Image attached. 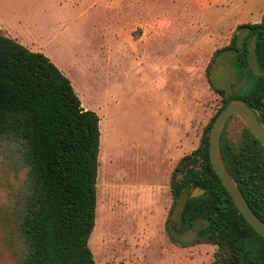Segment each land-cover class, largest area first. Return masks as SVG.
<instances>
[{"label": "rangeland", "instance_id": "obj_1", "mask_svg": "<svg viewBox=\"0 0 264 264\" xmlns=\"http://www.w3.org/2000/svg\"><path fill=\"white\" fill-rule=\"evenodd\" d=\"M263 15L264 0H0V27L46 54L70 78L83 107L101 118L97 216L89 242L97 264L214 263L216 246L184 247L171 239L192 242L199 230L168 221L170 176L223 106L224 96L206 73L215 51L230 45L240 25L259 23ZM147 19L149 27L165 29L164 37L107 62L111 49L126 41L125 30L134 22L140 30ZM238 33L241 45L246 31ZM248 48V67L237 68V54L225 52L211 69L212 84L227 96H244L264 75L254 39ZM242 130L234 119L229 138L239 142ZM7 155L0 150V207L26 172L17 156ZM102 167L112 170L104 183ZM0 264H14L1 226Z\"/></svg>", "mask_w": 264, "mask_h": 264}, {"label": "trees", "instance_id": "obj_2", "mask_svg": "<svg viewBox=\"0 0 264 264\" xmlns=\"http://www.w3.org/2000/svg\"><path fill=\"white\" fill-rule=\"evenodd\" d=\"M242 30L246 35L239 45ZM250 39L264 70V15L259 23L240 25L230 45L215 51L206 73L212 88L224 96L223 106L197 149L184 155L170 176L173 208L182 193L206 190L189 202L181 225L190 230L204 222L198 236L192 242L173 234L171 239L184 247L216 246L213 264H264V238L240 214L210 160L212 127L232 99H244L264 125V75L242 97L227 96L210 80L213 65L225 52L237 54V68L249 66ZM234 119L243 125L239 142L228 136ZM100 121L95 111L83 107L70 78L46 54L30 50L0 28V150L17 156L19 170H26L10 202L0 207V226L14 264H97L89 242L97 216ZM221 150L229 172L264 221V146L233 116Z\"/></svg>", "mask_w": 264, "mask_h": 264}, {"label": "water", "instance_id": "obj_3", "mask_svg": "<svg viewBox=\"0 0 264 264\" xmlns=\"http://www.w3.org/2000/svg\"><path fill=\"white\" fill-rule=\"evenodd\" d=\"M233 116L240 117L244 124L264 146V125L261 123L258 113L244 99L234 98L216 117L212 127L210 134L211 164L224 187L231 195L240 214L248 224L264 238V221L253 211L223 160L221 150L222 135L228 121ZM205 193L206 190L201 187H195L190 192L182 193L176 201L170 220L181 226L184 212L189 202L205 195Z\"/></svg>", "mask_w": 264, "mask_h": 264}, {"label": "crops", "instance_id": "obj_4", "mask_svg": "<svg viewBox=\"0 0 264 264\" xmlns=\"http://www.w3.org/2000/svg\"><path fill=\"white\" fill-rule=\"evenodd\" d=\"M134 23L131 24V26L125 30V32H126V39L125 40L126 41L121 43V44H118L113 49H111V52L109 54L110 56H109V59L107 60V62H109V60L113 61L114 59H116L118 53L123 52L125 49L139 50L143 47H147L150 44V42L152 40H154L155 37L159 38V37H164V35H165V29L164 28H162L160 26L149 27L147 25L149 23L148 19L142 20L141 23L138 24V25H140V30H139V27L134 26ZM3 30H5V29H3ZM138 31H141V33H139V35L137 34ZM7 33L9 34V32H7ZM135 35H137V36H135ZM13 38H15V37H13ZM16 39H18V38H16ZM113 53H115V54L117 53V54L113 56L112 55ZM85 109H87V108H85ZM100 123H101V121H100ZM100 126H101V124H100Z\"/></svg>", "mask_w": 264, "mask_h": 264}, {"label": "bare ground", "instance_id": "obj_5", "mask_svg": "<svg viewBox=\"0 0 264 264\" xmlns=\"http://www.w3.org/2000/svg\"><path fill=\"white\" fill-rule=\"evenodd\" d=\"M110 148V147H109ZM108 148V146L105 144L104 145V149H106L108 152H109V154L111 155V149H109ZM108 172L110 173V174H112L111 172H112V170H110V171H108V168H105V167H102L101 168V171H100V183H104L105 182V180H106V175L108 174Z\"/></svg>", "mask_w": 264, "mask_h": 264}, {"label": "flooded vegetation", "instance_id": "obj_6", "mask_svg": "<svg viewBox=\"0 0 264 264\" xmlns=\"http://www.w3.org/2000/svg\"><path fill=\"white\" fill-rule=\"evenodd\" d=\"M200 225H201L200 227H199V225H198V227L195 226L194 228H192V229H190V230H196V229H198V230L200 231V230L204 227L205 224H204V222H201ZM199 231H198V233H199ZM197 235H198V234H197Z\"/></svg>", "mask_w": 264, "mask_h": 264}]
</instances>
